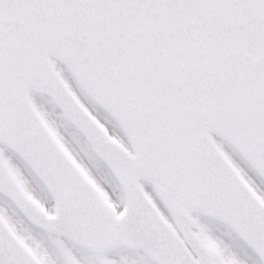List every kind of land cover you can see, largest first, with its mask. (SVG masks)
Segmentation results:
<instances>
[{
  "label": "snow or ice",
  "instance_id": "1",
  "mask_svg": "<svg viewBox=\"0 0 264 264\" xmlns=\"http://www.w3.org/2000/svg\"><path fill=\"white\" fill-rule=\"evenodd\" d=\"M32 93L95 124L124 197ZM24 161L47 175L52 220L21 199ZM262 184L264 0H0V264H264Z\"/></svg>",
  "mask_w": 264,
  "mask_h": 264
},
{
  "label": "bare ground",
  "instance_id": "2",
  "mask_svg": "<svg viewBox=\"0 0 264 264\" xmlns=\"http://www.w3.org/2000/svg\"><path fill=\"white\" fill-rule=\"evenodd\" d=\"M57 67H58V69L64 70V77L66 79H69L70 80L71 90L76 93V96L80 99L81 103H84L85 106L89 109V111H93V114H99L100 116L106 118V120L110 122V124H111L112 127H114L115 129H119L117 127V125L115 124L114 120L110 116H108V114H106V112L95 101H93L86 93H84V91L75 82V80L70 75V73L67 71V69L62 64H60L58 61H57ZM32 95H33L34 101L38 105H39L38 102H41V101L47 104V107L45 108V110L48 113H50V115L47 117V119L49 121L51 120L50 119V116L52 115V111H54L53 115L54 114L59 115L60 118L63 120V117H62V115L60 113L59 108H57L53 104L49 103L50 97H48L47 95H43L42 96L39 93H32ZM48 108H50V109H48ZM55 125H57V126H54V125H51V126L55 129V131L57 132V134L60 137H62L63 139L67 140L74 147L75 151L78 153V155L80 156V158L82 160H86L88 162L89 161L88 160V157L82 151L83 145H86V142L83 139V137L80 136V140L79 141H77V138H76V141H77L78 144H75L74 142H72L71 136L68 135V134H66L64 131L61 130L60 125L58 123H56ZM68 125L71 128H74L69 123H68ZM125 142H126V140H125ZM90 166H91V168H94V166H92V165H90ZM23 167H25V169H26V170L24 169L25 176H26V178L28 180V185H29V187L31 189V191H24L22 189L23 192H24V194H26V195L29 196V193H31V195H32L33 198H36L40 202H43L44 205H46V208L47 209H46V211L44 210L45 214H47V215H48V213H52L53 214V212H54L53 202H52L50 196L48 195V193L46 192L44 186L42 185V183L40 182V180L36 176H34L32 174L31 170L25 165L24 162H23L22 168ZM104 169H106V168H104ZM93 175H94V173H93ZM253 178L255 179V177H253ZM111 180H112L113 184L116 186L115 181L112 178H111ZM144 183H147V181H145ZM261 187H262V189H264V184H262ZM121 207H122V205H121ZM193 215H199L200 216V219L202 221H204L205 223L211 224L213 226V230H215V227L216 226H219L220 229H223L225 231H228L229 230V226L226 225V224L221 223V221H218L216 219H210V218L204 217L200 213H193ZM216 234H219V233H216ZM109 255L111 257V254H109ZM246 259L248 260V264H253V261L256 259V257H255L254 254H250V256L247 257Z\"/></svg>",
  "mask_w": 264,
  "mask_h": 264
},
{
  "label": "water",
  "instance_id": "3",
  "mask_svg": "<svg viewBox=\"0 0 264 264\" xmlns=\"http://www.w3.org/2000/svg\"><path fill=\"white\" fill-rule=\"evenodd\" d=\"M71 71V70H70ZM73 74V73H72ZM75 77V76H74ZM76 78V77H75ZM77 79V78H76ZM78 81V79H77ZM79 82V81H78ZM80 84V82H79ZM81 85V84H80ZM82 86V85H81ZM83 87V86H82ZM87 93L88 91L86 89H84ZM89 94V93H88ZM90 95V94H89ZM91 96V95H90ZM92 98H94L99 104H101L102 106H104V104L99 101L98 99H96L95 97L91 96ZM78 105L75 106V109H78ZM59 108L62 110V112L64 113L65 117L71 122L73 123L75 126H77V128L80 130V132L86 137V139L88 140V142L90 143V145L92 146L93 150L96 152V154L108 165L109 169L111 170L112 174L114 175V177L116 178V180L118 181L119 185L121 186L124 195H125V190L123 188V186L121 185L120 180L116 177V175L113 172V169L110 167L109 162L106 158V155L104 153V151L101 149L100 147V140L97 138V134L99 133V130L96 128L95 124H93L92 122H88L87 124L85 123V120L87 119L85 116H83V113H80L79 115L76 114L75 109L70 108L67 104H65V106L63 108H61L59 106ZM104 108H106L107 111H109L107 109V107L104 106ZM109 113L116 119V117L109 111ZM117 120V119H116ZM118 124L120 125L119 121L117 120ZM121 126V125H120ZM122 128V127H121ZM123 130V129H122ZM102 135V134H100ZM44 158L48 159V160H56V166L60 165V160L59 158H57L56 156H54V154L51 152V150H45L44 152ZM35 171V173L39 176V178L43 181V183L45 184V186L48 188V190L50 191L49 188V184L47 182V175L44 172V170L36 165L33 162L30 161H26ZM49 172L52 171V169L48 170ZM51 193V192H50ZM20 196L21 199L29 206L31 207L38 215V218L42 217L45 220H52L54 218H50V217H45L43 215V213L39 210H37L34 205L31 203V201L21 192L20 190ZM223 223V222H221ZM225 224V223H223Z\"/></svg>",
  "mask_w": 264,
  "mask_h": 264
},
{
  "label": "rangeland",
  "instance_id": "4",
  "mask_svg": "<svg viewBox=\"0 0 264 264\" xmlns=\"http://www.w3.org/2000/svg\"><path fill=\"white\" fill-rule=\"evenodd\" d=\"M39 105H43L44 109L47 107V104L44 103V102H38ZM50 109V108H48ZM54 111H52V115L50 116V121L52 122V125L54 126H57L55 125L56 123H58L60 125V128L62 131H64L66 134L70 135L71 136V140L72 142H74L75 144H78L77 141L80 140V135L78 134V132L74 129V128H71L68 123L63 119L60 118L59 115H56L54 114ZM60 134V133H59ZM61 135V134H60ZM62 138V137H60ZM76 138H77V141H76ZM62 140V144H63V147L65 149H67L68 152H70L74 157H76V159L80 160V162L90 170V172L94 173V175L99 178L100 176H107L110 178V174L109 172H107L106 169H104V165L102 164V162L92 153V151L90 150V148L88 147V145H83V149L82 151L84 152V154L88 157V162L86 160H82L80 158V156L78 155V153L75 151L74 147L65 139H61ZM23 165V164H22ZM94 166V168H91V166ZM23 169H25V167H23ZM96 171H95V170ZM26 170V169H25ZM93 175V176H94ZM259 183V181H258ZM114 185V184H113ZM114 187L118 190L119 192V195L120 197H122V194H121V191L119 190V188L117 186L114 185ZM29 196L31 197V199L34 201V203L36 204L37 207H39L40 209L42 210H45L47 209L46 208V205H44L43 202H40L39 200H37L36 198H33L31 193H29ZM216 227H219V226H216ZM223 230V229H221ZM225 231V230H224Z\"/></svg>",
  "mask_w": 264,
  "mask_h": 264
}]
</instances>
